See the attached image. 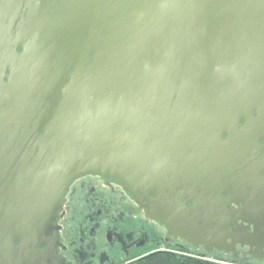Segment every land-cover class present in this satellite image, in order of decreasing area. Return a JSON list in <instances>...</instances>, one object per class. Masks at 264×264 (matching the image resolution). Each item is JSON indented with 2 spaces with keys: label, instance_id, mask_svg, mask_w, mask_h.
<instances>
[{
  "label": "water",
  "instance_id": "water-1",
  "mask_svg": "<svg viewBox=\"0 0 264 264\" xmlns=\"http://www.w3.org/2000/svg\"><path fill=\"white\" fill-rule=\"evenodd\" d=\"M105 3L75 12L76 34L94 30L86 31L94 56L76 47L73 56L35 58L57 78L58 96L0 136V249L9 264L53 260V248L40 258L30 245L52 243L47 231L70 183L90 172L157 194L150 214L194 244L222 249L229 224L257 221L220 200L164 202L167 188L215 178L231 123L264 113V0ZM234 232L235 242L247 235L244 226Z\"/></svg>",
  "mask_w": 264,
  "mask_h": 264
},
{
  "label": "flooded vegetation",
  "instance_id": "flooded-vegetation-1",
  "mask_svg": "<svg viewBox=\"0 0 264 264\" xmlns=\"http://www.w3.org/2000/svg\"><path fill=\"white\" fill-rule=\"evenodd\" d=\"M101 8H106L105 0H0V136L8 135L11 124L23 117L39 112L42 116L58 96L57 78L47 64L36 66L35 58L73 56L76 47L82 55L88 49V56H94L89 50L93 45H88L92 40L86 41V31L94 30L80 28L76 34L75 12ZM222 140L226 148L216 164L221 172L194 190V185H187V189L178 185L172 192L167 188L164 204L175 208L178 201L197 196L208 204L229 202L226 208L244 206L246 215L257 221L239 218L229 224L221 244L224 248H218V243H200V239L194 244L154 218L150 199L157 194L130 191L115 178L94 172L70 183L47 231L52 243L30 248L40 258L43 251L53 248L55 256L46 264H135L156 251L191 253L235 264H264V113L246 115L231 123ZM229 218L235 217L231 214ZM241 226L247 235L235 242L230 234L237 236L234 230ZM15 245H19L18 240ZM3 250L0 264L11 263Z\"/></svg>",
  "mask_w": 264,
  "mask_h": 264
},
{
  "label": "trees",
  "instance_id": "trees-1",
  "mask_svg": "<svg viewBox=\"0 0 264 264\" xmlns=\"http://www.w3.org/2000/svg\"><path fill=\"white\" fill-rule=\"evenodd\" d=\"M135 264H226L213 259H205L191 253H178L175 251H156L145 256ZM230 264V263H227Z\"/></svg>",
  "mask_w": 264,
  "mask_h": 264
},
{
  "label": "built area",
  "instance_id": "built-area-1",
  "mask_svg": "<svg viewBox=\"0 0 264 264\" xmlns=\"http://www.w3.org/2000/svg\"><path fill=\"white\" fill-rule=\"evenodd\" d=\"M224 262V261H223ZM224 263H226V262H224Z\"/></svg>",
  "mask_w": 264,
  "mask_h": 264
},
{
  "label": "clouds",
  "instance_id": "clouds-1",
  "mask_svg": "<svg viewBox=\"0 0 264 264\" xmlns=\"http://www.w3.org/2000/svg\"><path fill=\"white\" fill-rule=\"evenodd\" d=\"M216 260V259H215ZM228 263H230V262H228Z\"/></svg>",
  "mask_w": 264,
  "mask_h": 264
}]
</instances>
